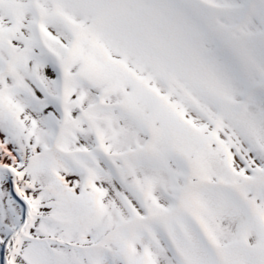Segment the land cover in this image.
Here are the masks:
<instances>
[{"label":"snow or ice","instance_id":"snow-or-ice-1","mask_svg":"<svg viewBox=\"0 0 264 264\" xmlns=\"http://www.w3.org/2000/svg\"><path fill=\"white\" fill-rule=\"evenodd\" d=\"M0 264H264V0H0Z\"/></svg>","mask_w":264,"mask_h":264}]
</instances>
